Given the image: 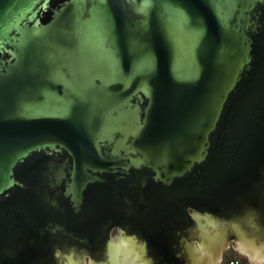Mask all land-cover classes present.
<instances>
[{
    "label": "water",
    "instance_id": "1",
    "mask_svg": "<svg viewBox=\"0 0 264 264\" xmlns=\"http://www.w3.org/2000/svg\"><path fill=\"white\" fill-rule=\"evenodd\" d=\"M227 249L264 264V0H0V264Z\"/></svg>",
    "mask_w": 264,
    "mask_h": 264
},
{
    "label": "flooded vegetation",
    "instance_id": "2",
    "mask_svg": "<svg viewBox=\"0 0 264 264\" xmlns=\"http://www.w3.org/2000/svg\"><path fill=\"white\" fill-rule=\"evenodd\" d=\"M115 235H117L118 237H120L119 234H118V232H117V227L112 228L108 232V237H110V238H113V236H115ZM228 250H230V249H228ZM230 254H232V251H226L224 254H222V261L225 260L226 258H228L230 256ZM84 261L86 263L87 262V259L85 258Z\"/></svg>",
    "mask_w": 264,
    "mask_h": 264
},
{
    "label": "built area",
    "instance_id": "3",
    "mask_svg": "<svg viewBox=\"0 0 264 264\" xmlns=\"http://www.w3.org/2000/svg\"><path fill=\"white\" fill-rule=\"evenodd\" d=\"M220 264H245L244 261L238 256H229Z\"/></svg>",
    "mask_w": 264,
    "mask_h": 264
},
{
    "label": "rangeland",
    "instance_id": "4",
    "mask_svg": "<svg viewBox=\"0 0 264 264\" xmlns=\"http://www.w3.org/2000/svg\"><path fill=\"white\" fill-rule=\"evenodd\" d=\"M226 251H231V250H225L222 254H224ZM230 256H236L235 253L232 251V254H230Z\"/></svg>",
    "mask_w": 264,
    "mask_h": 264
}]
</instances>
